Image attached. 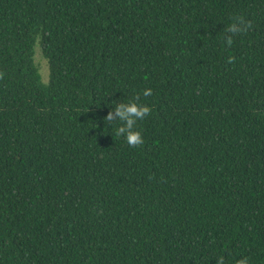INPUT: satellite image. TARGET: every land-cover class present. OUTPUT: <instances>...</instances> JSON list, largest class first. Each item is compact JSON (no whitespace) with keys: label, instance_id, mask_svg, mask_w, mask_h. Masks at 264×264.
Wrapping results in <instances>:
<instances>
[{"label":"trees","instance_id":"obj_1","mask_svg":"<svg viewBox=\"0 0 264 264\" xmlns=\"http://www.w3.org/2000/svg\"><path fill=\"white\" fill-rule=\"evenodd\" d=\"M221 259L264 264V0H0V264Z\"/></svg>","mask_w":264,"mask_h":264},{"label":"clouds","instance_id":"obj_2","mask_svg":"<svg viewBox=\"0 0 264 264\" xmlns=\"http://www.w3.org/2000/svg\"><path fill=\"white\" fill-rule=\"evenodd\" d=\"M241 29L238 27L237 24H232L229 28V31L231 32H237L240 31ZM228 43H231V37L228 38ZM143 94L145 96L151 94V89L146 88L144 89ZM149 107L147 105H140L135 102H128V103H117L115 106V114L119 117V120L123 121V125L120 126L117 129V134H122L125 136L127 142L130 145H137L142 143V136L139 131H132L131 129L133 128L135 122L139 118H143L148 112H149ZM104 119L108 121L113 120V112H109ZM217 264H223V260H219ZM238 264H247L245 260H241L238 262Z\"/></svg>","mask_w":264,"mask_h":264},{"label":"rangeland","instance_id":"obj_3","mask_svg":"<svg viewBox=\"0 0 264 264\" xmlns=\"http://www.w3.org/2000/svg\"><path fill=\"white\" fill-rule=\"evenodd\" d=\"M35 62L40 70V73L43 77L44 82H48L49 80V67H48V62L47 60L44 58L43 54H42V50L40 48V46L38 45L36 48V52H35Z\"/></svg>","mask_w":264,"mask_h":264}]
</instances>
